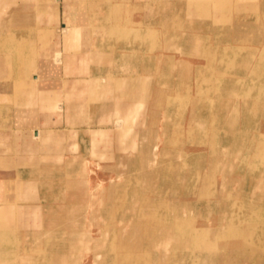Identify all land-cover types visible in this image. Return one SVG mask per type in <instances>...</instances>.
Here are the masks:
<instances>
[{
    "label": "rangeland",
    "instance_id": "1",
    "mask_svg": "<svg viewBox=\"0 0 264 264\" xmlns=\"http://www.w3.org/2000/svg\"><path fill=\"white\" fill-rule=\"evenodd\" d=\"M61 1L18 0L12 12L0 15V24L25 28L28 19L38 16L36 9L52 10V21ZM64 1L68 9L72 0ZM74 1L80 17L71 19L65 13L62 31L69 37L62 45L65 51L74 49L75 43L88 51L98 46L102 52L92 75L115 78L117 83L141 79L130 93L117 90L114 82L103 92L105 102L94 106L91 101L92 116L90 111L88 119L78 114L70 127L63 126L62 115L54 111L40 124L30 120L19 124V106L14 102L28 101L23 92L36 87L37 78L31 76L35 80L28 87L24 69L28 64L37 66L39 53L49 44L43 42V35L24 43L21 31L0 37V52L8 55L0 61V138L5 142L0 144V158L18 153L7 145L17 146L14 136L21 132L14 130L20 127L25 131L22 140L34 135L31 128L67 129L60 132V147L33 149L37 155L61 153L59 161L58 155H49L38 164L7 160L0 165V169L19 164L35 168L25 175L36 180L45 203L34 219L20 221V229L39 230L22 236L30 243L33 260L38 264H264V154L259 146L264 136V2L238 5L234 0L219 12L213 4L195 6L191 0H114L118 4L109 18L105 0ZM82 10L90 17L87 23L81 20ZM9 16L17 21H8ZM76 21L81 28L71 26ZM61 25H56L59 32ZM71 29L82 34L72 38ZM60 49L59 43L57 52ZM87 54L93 65V54ZM56 58L61 60L60 53ZM48 95L50 101L37 96L33 102L59 108L60 98ZM139 103V112L127 124L131 131L126 135L114 129V111L119 108L125 116ZM87 127L92 130L85 132ZM101 128L106 129L103 138L95 139L96 129ZM80 132L86 138L89 133L92 141L81 138V146ZM24 142L17 148L27 154L32 150H24ZM58 142L51 139L50 144ZM235 150L239 154L229 153ZM44 163L47 170H39ZM29 191L31 198L38 199ZM177 215L184 219L177 220ZM190 226L210 232L196 240L187 229ZM33 260L29 264H35Z\"/></svg>",
    "mask_w": 264,
    "mask_h": 264
},
{
    "label": "crops",
    "instance_id": "2",
    "mask_svg": "<svg viewBox=\"0 0 264 264\" xmlns=\"http://www.w3.org/2000/svg\"><path fill=\"white\" fill-rule=\"evenodd\" d=\"M0 13L3 15L9 14L12 12V7L10 8L9 0H6L5 4L0 6ZM68 11L70 14L71 18L80 16L79 14V7L75 3L74 0L71 1L70 5L68 6V9L65 8V1H61L59 5V12L58 15L53 17L52 21H49V18L53 16L52 10H48L47 12H41V11H35L36 14H40V16L37 18L35 23H28V24H23L25 28H15V24H0V37L2 36H7L8 34H12L14 31H21V41L26 43L28 40L31 38H35L37 36H44V43H48L49 46L45 51L39 53V58L41 59L40 62L37 63V66H35V63L33 64H28L25 69H24V80H29L28 81V87H30V81L35 80V78H32L34 74H37V81L35 80L36 83V90L41 91L42 87H46V92H51L52 95L55 96L57 99L58 97L60 98L59 104H61V109L56 108L54 106H47V107H42L40 102H33V103H24L25 101L19 102L16 101L14 104L17 105L18 110H17V123L22 124L28 120H30L31 124H40L39 122H44L48 117H50L51 112H59L62 115V125L65 127H70L72 124L77 123L78 120V105L79 101L82 100V102H88L89 98V86H90V80L92 78H95L96 76L92 75L91 72H93L94 68L93 65L90 63L91 58L88 56V50L87 49H81L79 48V44L75 43V48L71 49L69 52H66L63 45L66 43L67 39H69L68 35L62 31L63 27L65 24V13ZM34 12V11H33ZM40 23L46 24V27L40 26ZM57 23H61V32L58 31V28L56 27ZM78 23V24H77ZM78 25L80 28L82 27L79 22L76 21V24H71V26H76ZM28 27V28H27ZM32 27V28H31ZM50 36V38H49ZM52 37V39H51ZM57 37L56 39H54ZM5 38V37H4ZM76 40V39H75ZM77 42V40H76ZM55 43V44H54ZM61 45V49L57 52L56 51V46L57 44ZM72 48V47H71ZM83 50V52L81 51ZM53 51V52H52ZM81 51V52H80ZM80 52V53H79ZM61 55V60L58 61L56 58V55L59 54ZM90 55V54H89ZM8 55L4 54L3 52H0V61L1 58L2 60ZM54 57V58H53ZM54 60V61H53ZM46 61V63H45ZM48 61V62H47ZM46 64V67L44 68ZM56 65V66H55ZM40 68V69H39ZM27 69V70H26ZM41 70V71H40ZM5 74L7 77L9 76L10 72L8 68L5 70ZM42 72V73H41ZM70 72H74L78 74L75 76L74 74H71ZM41 73V74H40ZM69 73V75H67ZM45 74V75H44ZM3 74L0 73V77ZM54 77V78H53ZM100 77H103L102 75ZM105 77V76H104ZM32 78V79H31ZM62 80V82H61ZM25 91V90H24ZM16 92V91H15ZM83 95V99H79ZM55 99V100H56ZM85 99V100H84ZM56 102V101H55ZM58 103V102H57ZM91 103V102H90ZM102 102H97L94 103L95 105H98ZM92 105V104H91ZM24 109L26 110H23ZM23 110V111H20ZM60 110V111H59ZM31 117V119H30ZM65 127H58L55 129L51 130H42L38 128V136L39 140L36 142L37 143V148H44L46 141H45V136H48L49 134L53 135L51 139L53 140H58L59 142L56 144H50L51 139L48 141L49 145L48 148H51V146L54 145V147H60L62 143V138H61V133L63 130H67ZM37 130L35 128H31L30 131ZM71 130V129H70ZM75 131H78V128H74ZM80 130H82L80 128ZM79 130V131H80ZM92 128H85L84 131H90ZM14 131H21L23 135L25 134L24 129L22 127L18 128L17 130ZM42 131L44 132L42 134ZM51 131V132H50ZM50 132V133H48ZM64 132V131H63ZM62 132V133H63ZM66 134V133H65ZM88 134V137H81V132H80V137L78 138L80 140L81 146H82V139H85L86 141H92L90 134ZM30 135V134H29ZM34 135H36L34 133ZM31 136V135H30ZM82 138V139H81ZM66 139V138H65ZM67 140V139H66ZM23 143V142H21ZM20 143V144H21ZM25 143V142H24ZM70 144V141H69ZM87 144V143H86ZM71 145V144H70ZM36 148V149H37ZM21 150L23 149L22 147L20 148ZM24 150H28L26 147H24ZM33 152V151H30ZM19 153L24 154L19 150ZM29 153V152H28ZM35 153V152H34ZM44 155L49 156V155H58V161L60 158L63 157V154L61 153H56V152H43L38 157L44 158ZM10 155V154H9ZM37 155V154H35ZM55 157V156H53ZM50 165V164H48ZM58 164H54L55 168ZM24 165H17L13 169H0V185L1 189L0 192L2 194L5 193L7 190V182L9 179H12L10 181V186L12 191L7 190V193L11 192L13 195H10L9 198L11 199L10 201H16V202H21L24 203L26 207H31L33 209H36L39 206L43 207V204L45 203V198L43 196L38 195V185L34 182H29L28 179L32 178L29 175H24L26 171L28 172H33L35 168L29 167V166H24ZM46 166V163L43 165H39L38 168L39 170H44ZM43 167V169H41ZM17 168V169H16ZM23 168V169H22ZM29 168V169H28ZM11 169V170H10ZM33 169V170H32ZM37 169V167H36ZM10 170V171H9ZM8 171L11 172L8 174ZM3 172V173H2ZM20 172V173H19ZM22 172V173H21ZM5 179V180H4ZM17 182V183H16ZM17 184V185H16ZM29 188L33 190L34 196H38V199L31 198V193L29 191ZM20 193V195H19ZM41 198H40V197ZM16 198V199H15ZM41 207V208H42ZM24 219L26 221L34 219V216L32 215V218L27 219L24 216H19L17 223L15 222V226L5 230V240L7 247L11 248V253H9L5 258V264H28L25 263L23 260L24 254L27 255L30 252V243L26 242V238L22 239L24 236L29 234L30 231L33 233H36L38 231L36 230H30L29 228L26 229H20V221ZM18 232H17V231ZM23 236V237H22ZM28 241V240H27ZM13 248V249H12ZM9 259H8V258ZM12 263H10V261Z\"/></svg>",
    "mask_w": 264,
    "mask_h": 264
},
{
    "label": "bare ground",
    "instance_id": "3",
    "mask_svg": "<svg viewBox=\"0 0 264 264\" xmlns=\"http://www.w3.org/2000/svg\"><path fill=\"white\" fill-rule=\"evenodd\" d=\"M17 1L18 0H15V1H12V2H9V4H10V6H12V10L15 8V6L17 5ZM56 1V0H55ZM78 1V0H77ZM108 4L107 5H109V10L111 11V13H109V15H108V17L109 18H112L113 16H114V11H113V7L116 5V4H118L117 3V1L115 2L114 0H105ZM247 1H249V0H237V2L236 3H238V5H243V4H246V2ZM251 1H253V0H251ZM256 1V4L257 3H260L261 2V0H255ZM5 2H6V0H0V6H2V5H4L5 4ZM79 2V1H78ZM84 2V1H83ZM89 2H94L93 0H89ZM262 2H264V0H262ZM76 3V2H75ZM86 3V2H85ZM191 4H195V6H201V5H199V4H202V7H203V5L205 6V7H207V8H209V6H210V4H213V7L217 10V11H219V12H223V10H224V8H228V7H231L233 4H234V0H191ZM80 8V7H79ZM199 8V7H198ZM1 9V8H0ZM56 9H57V7H56ZM83 10H84V8H82ZM247 9V8H246ZM45 10V9H44ZM83 10H82V13H83ZM198 10V9H197ZM55 13V12H54ZM88 13V12H87ZM206 13V12H205ZM195 14V13H194ZM0 15H3V14H1L0 13ZM257 15V14H256ZM40 16V14H38V16L37 17H33V20H37V18ZM54 16H55V14H54ZM69 16V15H68ZM4 17V16H3ZM80 17V16H79ZM107 17V18H108ZM68 18V17H67ZM89 16H87L86 15V11H84V13L81 15V20L83 21V23H87V20H89ZM50 19V18H49ZM72 19V18H71ZM80 19V18H79ZM78 19V20H79ZM252 19V18H251ZM2 20H3V18H2ZM2 20H1V23H2ZM8 21H14V20H16L15 18H13L12 16H9L8 17V19H7ZM31 18L30 19H28V22H30V23H33L34 21H33ZM53 20V19H52ZM233 20V19H232ZM17 21V20H16ZM24 21V20H23ZM70 22V21H69ZM72 22V21H71ZM247 23H251L250 21H248ZM68 26V25H67ZM32 28V27H31ZM128 29H129V27H128ZM65 30V32H67V31H69L68 30V28H65L64 29ZM118 31V30H117ZM129 31V30H128ZM68 33V32H67ZM82 34V32H81V30H70V32H69V36L70 37H72V38H79V36ZM240 35V34H239ZM238 35V36H239ZM251 35V34H250ZM9 36V35H8ZM207 36V35H206ZM7 37V36H6ZM121 36H119V38H120ZM57 38V37H56ZM55 38V39H56ZM210 39V38H209ZM141 41V40H140ZM44 42V41H43ZM18 43V42H17ZM21 44V43H20ZM55 44V43H54ZM92 45H95V42L94 41H92ZM94 47V46H93ZM227 47V46H226ZM258 48V47H257ZM34 49V48H33ZM92 50H89L88 51V53H91V54H93V56H92V59H93V62L96 60V59H99L100 57V54H101V52H102V49L101 48H99L98 46H97V50H95L94 48H91ZM233 50V49H232ZM231 50V51H232ZM57 51V50H56ZM205 52V51H204ZM54 58V57H53ZM233 58H235V57H233ZM258 58V57H257ZM1 60H2V58H1ZM54 61V60H53ZM48 62V61H47ZM45 63H46V61H45ZM223 63V62H222ZM233 63V62H232ZM39 64V63H38ZM95 65H96V62H94V64H93V67H95ZM228 65H229V63H228ZM56 66V65H55ZM46 67V64H45V66H44V68ZM2 68V66L0 67V69ZM227 68V67H226ZM229 68H230V65H229ZM40 69V68H39ZM221 69V68H220ZM27 70V69H26ZM41 71V70H40ZM224 71V70H223ZM42 73V72H41ZM40 73V74H41ZM252 73V72H251ZM45 75V74H44ZM34 76H36V77H38V75L36 74V75H34ZM54 78V77H53ZM163 78V77H162ZM139 79H141V77L140 78H137V79H133V78H129V79H121L120 81H118V83L115 81V78H109V77H100V76H98V77H95V78H92L91 80H90V86H89V98H88V102H82V100L81 101H79V105H78V112H79V115H81V117L82 118H84V119H88L89 118V111H90V109H89V106L92 104H90V102L91 101H94V103H97V102H101V101H104V98H102V95H103V92H108V90H110L111 89V87L113 88L115 85H114V82H115V84H117V90L120 88L122 91H120V92H123V91H125V92H133V89L132 88H135L134 86H132V85H134V84H139L138 83V80ZM218 79V78H217ZM36 80H37V78H36ZM18 81H19V79H18ZM219 81V80H218ZM61 82H62V80H61ZM34 84V83H33ZM15 85V84H14ZM219 85H221V84H219ZM253 86H254V84H253ZM125 87V88H124ZM46 87H42V90L41 91H39L38 92V90H36V87H35V84H34V88H32V89H30L29 91L28 90H26V91H24L23 93H25L26 92V95L28 94V103H32L35 99H37V96L39 97V99H40V97H41V99H43V100H45V101H50V99H51V95H48L50 92H46ZM101 90H104V91H102L101 92ZM214 90V89H213ZM48 93V94H46V93ZM209 92V91H208ZM39 93V94H38ZM42 93H44V94H42ZM41 95H43V96H41ZM248 95V94H247ZM80 98L79 99H83V95H81V96H79ZM184 99V98H183ZM85 100V99H84ZM38 101V100H37ZM106 101V100H105ZM104 101V102H105ZM184 101V100H183ZM186 101V100H185ZM140 105H141V103H139V104H137L136 106V108L135 109H133L131 112H129V113H126L125 114V116H122V114H121V110L119 109V108H117L115 111H114V114H115V117H114V120H113V123H114V129H118V130H120V131H126V135L131 131V126L129 127V125L127 126V124H128V122L130 121V119L131 118H135L136 117V115H137V113L139 112V108H140ZM170 105V104H169ZM92 106V105H91ZM95 106H98V105H95ZM59 108L61 109V104H60V106H59ZM179 108V107H178ZM206 114V113H205ZM90 116H92V114H91V111H90ZM232 117V116H231ZM264 118V117H263ZM231 119V118H230ZM229 119V120H230ZM132 120V119H131ZM235 119H231V122L232 121H234ZM84 122H89L88 120H83ZM214 122V121H213ZM112 123V122H111ZM108 129H111L110 127L108 128ZM96 130H99L97 133H96V135H95V139H99V138H103V131L104 130H106V129H96ZM75 131V130H74ZM19 132H21V131H19ZM25 132V131H24ZM38 129L36 130V131H34V133L36 134V135H31V136H29L26 140H22L23 139V137H24V135H23V133L21 132V133H19L17 136H14L15 137V143H17V146H15V147H13V146H11L12 144H8L7 146H8V149H12V148H16V151L18 152V153H15L14 155L13 154H11V155H3L2 153V157L0 158V165H3L4 164V162H6L7 160H10V161H12V160H14L13 162H15V161H17V162H23V163H34V161H35V163L37 162V164L38 163H40V161H41V159H40V157H38V155H35V153L34 152H30L29 151V153H27V154H22V153H19V150H20V148H17V147H19V146H21L23 143H21V142H23V141H25V147L28 149V150H32V151H34L33 149H36L37 148V141L39 140V136H38ZM45 132V131H44ZM236 132V131H235ZM40 133V132H39ZM164 133V132H163ZM209 134V133H208ZM10 135V134H9ZM9 135H6V138H5V140L9 137ZM53 137V135H51V134H49L48 136H45V141H46V144H45V147H47L48 148V146H50L49 145V140L51 139ZM161 139H162V137H160ZM3 138H0V144H3V140H2ZM177 142V141H176ZM5 143V142H4ZM14 143V144H15ZM21 143V144H20ZM259 146H261L262 147V149H263V152H262V154L261 155H263L264 154V136H262V141H261V143H259ZM248 147V146H247ZM249 148V147H248ZM240 151V150H239ZM239 151H237V150H235V151H229V153H231V154H239ZM260 154V153H259ZM11 157L10 159H8L7 157ZM43 156H44V158L43 159H46V160H48L49 159V156H46V155H44L43 154ZM197 158V157H196ZM43 161V160H42ZM45 161V160H44ZM50 164V163H49ZM47 168V166H45V168H44V170H47L46 169ZM17 169V168H16ZM23 169V168H22ZM29 169V168H28ZM42 169H43V167H42ZM33 170V169H32ZM262 170V169H261ZM136 171V170H135ZM161 171V170H160ZM173 171V170H172ZM182 172V171H181ZM20 173V172H19ZM22 173V172H21ZM135 174V173H134ZM25 175V174H24ZM27 175V174H26ZM129 178V177H128ZM262 178H264V174L262 175ZM0 179H1V177H0ZM5 180V179H4ZM166 180V179H165ZM10 181H12V179H9L8 180V182H7V190H9L10 189V191H12V189H11V186H10ZM28 181L29 182H34V183H36V180L35 179H33V178H30V179H28ZM167 181H169V180H167ZM1 182V181H0ZM174 182V181H173ZM17 183V182H16ZM129 183V182H128ZM127 183V184H128ZM193 184V183H192ZM17 185V184H16ZM178 185V184H177ZM219 185V184H218ZM128 187V186H127ZM126 187V188H127ZM174 187V186H173ZM179 187V186H178ZM2 187H1V185H0V189H1ZM110 188V187H109ZM211 188V187H210ZM219 188V187H218ZM7 190L5 191V193L4 194H2V192H0V264H5L4 262H5V257L9 254V253H11L10 251H11V248H9V247H7V245H6V243H8V242H6V240H5V230H7V229H9V228H11L12 227V225H13V223H12V221L13 222H16L17 223V220H18V217L19 216H24L25 218L27 217V219H30V218H32V215H34L35 213L37 214V211L39 210V208L40 207H37L36 209H33V208H31V207H26L25 206V204L24 203H21V202H16L15 200L12 202V201H10L11 199L9 198V196L10 195H13L11 192H9V193H7ZM113 190V189H112ZM186 190H187V188H186ZM190 190V189H189ZM207 190V189H206ZM188 191V190H187ZM127 193V192H126ZM207 193H209V192H207ZM128 194H129V192H128ZM19 195H20V193H19ZM207 195V194H206ZM21 196V195H20ZM209 196V195H208ZM126 199H127V197H125ZM148 198H150V196L148 197ZM16 199V198H15ZM147 199V198H146ZM151 199V198H150ZM166 199V198H165ZM143 200V199H142ZM200 200V199H199ZM212 200V199H211ZM214 200V199H213ZM217 200V199H216ZM229 200V199H228ZM144 201V200H143ZM168 201V200H167ZM201 201V200H200ZM118 203H120V202H118ZM193 203V202H192ZM117 204V203H116ZM121 204V203H120ZM260 204V203H259ZM166 206V205H165ZM253 206V205H252ZM122 207H123V205H122ZM256 207H258V206H256ZM176 208V207H175ZM207 208H208V206H207ZM206 208V209H207ZM213 208H214V206H213ZM165 209V208H164ZM196 209V208H195ZM259 209V208H258ZM264 209V208H263ZM262 209V210H263ZM116 210H118V209H116ZM148 210V209H147ZM162 211V210H161ZM176 211V210H175ZM175 211H174V213H175ZM197 211V210H196ZM241 211V210H240ZM258 211V210H257ZM68 212H69V210H68ZM208 212V211H207ZM206 212V213H207ZM236 212V211H235ZM158 213V212H157ZM183 213H184V211H183ZM192 213V212H191ZM200 213H201V211H200ZM156 214V213H155ZM236 214V213H235ZM192 215V214H191ZM162 216V215H161ZM197 216V215H196ZM209 216V215H208ZM192 217V216H191ZM210 217V216H209ZM224 217V216H223ZM234 217V216H233ZM253 217V216H252ZM177 220H183L184 219V217L183 216H181V215H177L176 217H175ZM199 218V217H198ZM264 218V217H263ZM207 219H209V218H207ZM224 219V218H223ZM253 219H255V218H253ZM141 221H143V220H141ZM263 221V220H262ZM157 223V222H156ZM187 223V222H186ZM257 223H258V221H257ZM152 224V223H151ZM264 224V223H263ZM143 225V224H142ZM141 225V226H142ZM163 225V224H162ZM152 226H154V225H152ZM177 226H180V227H182V225H181V222H179L178 224H177ZM148 227V226H147ZM162 227H164V226H162ZM191 227V226H190ZM234 227H236L235 229H239L240 227L239 226H234ZM141 228V227H140ZM149 228V227H148ZM178 229H180V228H178ZM187 229H189V233H191L192 235H193V237L195 236L196 237V240L197 239H199L200 240V238H202V236H205L206 234H208V232H210V228H199V227H196V226H192L191 228H187ZM153 230V229H152ZM231 230H233V229H231ZM17 231V230H16ZM183 231V230H182ZM185 231H187V230H185ZM255 231V230H254ZM18 232V231H17ZM233 232V231H232ZM182 233H184V232H182ZM189 233H187V234H189ZM217 233V232H216ZM239 233V232H238ZM244 233V232H243ZM186 234V233H185ZM227 234V233H226ZM230 234V233H229ZM259 234H261V233H259ZM159 235V234H158ZM166 235V234H165ZM219 235H221V234H219ZM223 235V234H222ZM253 235V234H252ZM157 236V235H156ZM160 236V235H159ZM186 236V235H185ZM226 236V235H225ZM261 236V235H260ZM161 237V236H160ZM160 237H158V238H160ZM213 237V236H212ZM262 237V236H261ZM157 238V239H158ZM223 238V237H222ZM221 238V239H222ZM143 239V238H142ZM204 239V238H203ZM217 239V238H216ZM249 239V238H248ZM134 240V239H133ZM137 240V239H136ZM135 240V241H136ZM213 240V239H212ZM260 240V239H259ZM262 240V239H261ZM252 241V240H251ZM158 242V241H157ZM199 242H201V241H199ZM261 242H263V241H261ZM192 243H193V241H192ZM124 245V244H123ZM136 245V244H135ZM138 245V244H137ZM247 245V244H246ZM245 245V246H246ZM122 246V245H121ZM143 246V245H142ZM206 246V245H205ZM248 246V245H247ZM261 246V245H260ZM150 247V246H149ZM201 247H202V245H201ZM210 247V246H209ZM213 247V246H212ZM249 247V246H248ZM218 248V247H217ZM13 249V248H12ZM126 249V248H125ZM200 249V248H199ZM212 249V248H211ZM216 249V248H215ZM120 250V249H119ZM124 250V249H123ZM135 250V249H134ZM148 250V249H147ZM208 250V249H207ZM184 251V250H183ZM174 252V251H173ZM177 252V251H176ZM219 252V251H218ZM110 253V252H109ZM148 253H150V252H148ZM192 253H194V252H192ZM261 254V253H260ZM117 255V254H116ZM192 255V254H191ZM208 255H210V254H208ZM248 255V254H247ZM256 255V254H255ZM9 256V255H8ZM124 256H125V254H124ZM128 256V255H127ZM126 256V257H127ZM134 256V255H133ZM146 256V255H145ZM174 256V255H173ZM189 256V255H188ZM261 256V255H260ZM151 257V256H150ZM196 257V256H195ZM237 257V256H236ZM239 257V256H238ZM243 257H245V256H243ZM262 257H264V256H262ZM8 258V257H7ZM78 258V257H77ZM81 258V257H80ZM110 258H111V255H110ZM138 258V257H137ZM142 258V257H141ZM144 258V257H143ZM202 258H204V257H202ZM9 259V258H8ZM124 260L126 259V258H123ZM129 259V258H128ZM258 259V258H257ZM23 260H24V262H26V263H30L32 260H33V255L29 252V254L27 253V255H25L24 254V257H23ZM120 260H122V258L120 259ZM131 260H132V258H131ZM151 260V259H150ZM210 260V259H209ZM249 260V259H248ZM10 261V260H9ZM203 261V260H202ZM211 261V260H210ZM33 262H35V264H38V261H35V260H33ZM74 262H75V259H74ZM147 262V261H146ZM255 262H256V260H255ZM12 263V262H11ZM79 263V262H78ZM209 263V262H208ZM262 263V262H261ZM33 264V263H32ZM45 264V263H44ZM116 264V263H115ZM132 264V263H131ZM204 264V263H203ZM210 264V263H209ZM249 264V263H248ZM258 264H260V261H259V263Z\"/></svg>",
    "mask_w": 264,
    "mask_h": 264
}]
</instances>
